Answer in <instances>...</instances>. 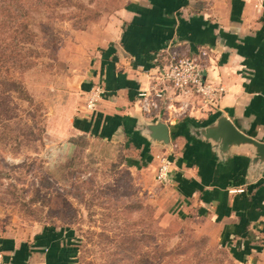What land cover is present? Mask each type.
<instances>
[{
    "label": "rangeland",
    "instance_id": "obj_1",
    "mask_svg": "<svg viewBox=\"0 0 264 264\" xmlns=\"http://www.w3.org/2000/svg\"><path fill=\"white\" fill-rule=\"evenodd\" d=\"M130 2L51 0L16 17L12 41L0 39V236L46 229L67 264H249L177 210L167 157L152 163L72 130L83 42L123 22Z\"/></svg>",
    "mask_w": 264,
    "mask_h": 264
},
{
    "label": "crops",
    "instance_id": "obj_2",
    "mask_svg": "<svg viewBox=\"0 0 264 264\" xmlns=\"http://www.w3.org/2000/svg\"><path fill=\"white\" fill-rule=\"evenodd\" d=\"M122 16L83 42L72 130L152 163L167 157L177 210L210 224L246 263L264 264V158L251 144L224 150L203 135L223 115L264 143V0H132ZM171 45L184 54L204 46L211 54L207 77L223 92L203 117L177 121L141 110L139 92L153 87ZM96 89L103 92L90 110L86 98ZM157 119L169 126L166 145L142 130ZM57 239L46 229L29 238L0 236V264H67Z\"/></svg>",
    "mask_w": 264,
    "mask_h": 264
},
{
    "label": "built area",
    "instance_id": "obj_3",
    "mask_svg": "<svg viewBox=\"0 0 264 264\" xmlns=\"http://www.w3.org/2000/svg\"><path fill=\"white\" fill-rule=\"evenodd\" d=\"M164 54L167 64L154 80L153 87L139 92L141 110L147 115L162 110L170 120H177L202 108L207 113L215 109L223 87L215 86L208 80L211 57L208 48L201 46L195 52L184 54L171 45ZM102 92L96 89L86 98L88 109H94ZM162 161L156 176L159 180H165L168 174L169 162Z\"/></svg>",
    "mask_w": 264,
    "mask_h": 264
},
{
    "label": "water",
    "instance_id": "obj_4",
    "mask_svg": "<svg viewBox=\"0 0 264 264\" xmlns=\"http://www.w3.org/2000/svg\"><path fill=\"white\" fill-rule=\"evenodd\" d=\"M141 126L143 132L151 141L159 142L162 145H166L169 142V126L161 119L144 121ZM203 135L219 142L224 150L233 144H251L255 146L256 155L264 158V143L244 134L226 116L219 115L214 123L204 127Z\"/></svg>",
    "mask_w": 264,
    "mask_h": 264
},
{
    "label": "trees",
    "instance_id": "obj_5",
    "mask_svg": "<svg viewBox=\"0 0 264 264\" xmlns=\"http://www.w3.org/2000/svg\"><path fill=\"white\" fill-rule=\"evenodd\" d=\"M2 1L4 0H0V39L1 41H3L6 38L5 34L9 30V26H12V24H14L16 17H18L19 15L24 16L30 13L32 10L39 12L41 7L45 3L51 0H8L7 3H2ZM20 25H26V24L23 23ZM23 27L24 29L26 28L25 26ZM10 33L11 34L8 36V38L5 39V41H12V38H15V32L12 31ZM2 43L3 42H0V52L2 51L1 50Z\"/></svg>",
    "mask_w": 264,
    "mask_h": 264
}]
</instances>
